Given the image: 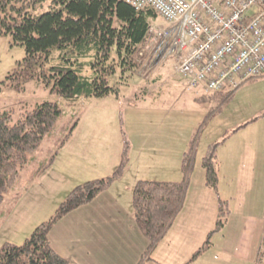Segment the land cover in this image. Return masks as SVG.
<instances>
[{
	"label": "trees",
	"instance_id": "1",
	"mask_svg": "<svg viewBox=\"0 0 264 264\" xmlns=\"http://www.w3.org/2000/svg\"><path fill=\"white\" fill-rule=\"evenodd\" d=\"M158 17L159 13L152 6L138 9L126 0H0V33L10 34L15 43L26 49L18 67L8 75L12 79L5 82L22 87L28 79H43L69 104L81 97L108 95L116 90L110 78L119 67L123 72L140 67L139 51L150 34V25ZM235 91L227 88L213 92L211 97L224 104ZM63 112L60 103L52 100L37 103L14 123L8 110L0 111V205L5 193L15 186L21 169L30 161L31 153L56 129ZM76 124L69 128L61 145ZM243 125L228 130L222 138L212 142L203 156L206 183L216 190L217 148ZM199 134L198 129L183 153L180 180L141 178L134 185L132 203L137 225L148 241L138 264L150 258L184 205ZM124 138L121 162L114 172L76 185L55 213L38 224L22 243L6 241L0 247V264H72L54 248L49 233L58 219L93 200L124 173L130 160L129 140ZM55 155L42 163L35 175L43 173L55 160ZM229 213L228 201L220 197L213 231L225 225ZM210 244L209 235L195 251L193 259Z\"/></svg>",
	"mask_w": 264,
	"mask_h": 264
},
{
	"label": "crops",
	"instance_id": "2",
	"mask_svg": "<svg viewBox=\"0 0 264 264\" xmlns=\"http://www.w3.org/2000/svg\"><path fill=\"white\" fill-rule=\"evenodd\" d=\"M163 80L164 76H155L148 89L150 85L162 89ZM201 120L199 128L189 129L179 127L173 120V137L164 142L161 136L169 133L164 122L139 126V130H151L146 140L160 136L151 140L155 145L160 144L154 150V159L168 153L159 169L163 176L160 179L153 176L158 180L182 178L183 153L196 129L200 131L184 205L150 258H144L142 264H260L264 258V75L242 84L229 101L218 102ZM240 124L244 125L231 132L217 148L216 190L206 183L203 156L212 142ZM162 144L166 146L161 149ZM146 146L144 141L140 154H145ZM145 155L150 159L144 157L138 166L142 171L152 161L149 154ZM139 179L135 174L124 183L123 190L129 192L127 203L120 202L123 192L115 193L111 186L91 200L92 205L83 204L58 219L49 233L54 248L72 264H138L148 246L137 225L132 203L133 188ZM220 197L228 201L230 213L225 225L213 231ZM67 227H73L70 237L71 230ZM209 235L210 246L193 259Z\"/></svg>",
	"mask_w": 264,
	"mask_h": 264
},
{
	"label": "rangeland",
	"instance_id": "3",
	"mask_svg": "<svg viewBox=\"0 0 264 264\" xmlns=\"http://www.w3.org/2000/svg\"><path fill=\"white\" fill-rule=\"evenodd\" d=\"M154 23L168 25L161 15ZM25 54L24 45L15 43L10 34L0 33V111L8 110L12 123L45 100L58 101L64 112L56 129L46 135L40 147L31 153L30 161L21 169L15 186L5 193L0 205V247L6 241L22 243L38 224L55 213L76 185L111 175L121 162L124 137L129 140L128 165L131 166L108 189L112 186L113 192H123L120 202L127 203L129 192L123 190L124 183L133 179L135 174L145 179H155L153 176L156 175L160 179L164 173L159 170L163 167L162 161L168 158V153H162L154 159V150L160 144L155 145L151 140L160 136H150L151 140H146L151 130H139V126L144 123L150 127L151 123L164 122L163 126L169 129V133L161 136L164 142L173 137V120L179 127L199 128V121L208 110L218 105L216 100H211L212 93L206 91L203 84L194 88L188 85V78L176 71L177 57L174 55L159 61L149 60L142 72L143 65L125 72L119 67L110 78L116 90L105 96L81 97L69 104L43 79H28L22 87L5 82H10L9 73L18 67ZM157 75L164 76L160 83L162 89L157 85H150L151 89H148V83ZM75 123L71 135L61 145ZM144 141L147 142L144 153L149 154L152 161L151 166L142 171L138 166L144 157L149 158L139 153ZM165 146L162 144L161 149ZM53 155L55 160L49 167L40 176L35 175L36 169ZM125 175L128 176L124 180ZM70 222L74 224V221ZM67 228L71 230L70 237L73 227ZM260 264H264V258Z\"/></svg>",
	"mask_w": 264,
	"mask_h": 264
},
{
	"label": "built area",
	"instance_id": "4",
	"mask_svg": "<svg viewBox=\"0 0 264 264\" xmlns=\"http://www.w3.org/2000/svg\"><path fill=\"white\" fill-rule=\"evenodd\" d=\"M152 6L168 25L152 23L140 51L149 60L177 57L176 71L206 91L237 89L264 75V0H126Z\"/></svg>",
	"mask_w": 264,
	"mask_h": 264
}]
</instances>
